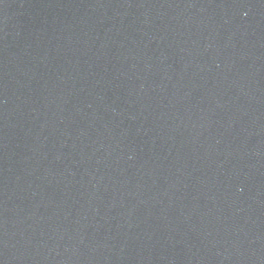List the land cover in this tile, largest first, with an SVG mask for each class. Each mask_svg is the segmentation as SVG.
Segmentation results:
<instances>
[{"label": "water", "instance_id": "obj_1", "mask_svg": "<svg viewBox=\"0 0 264 264\" xmlns=\"http://www.w3.org/2000/svg\"><path fill=\"white\" fill-rule=\"evenodd\" d=\"M0 264H264V0H0Z\"/></svg>", "mask_w": 264, "mask_h": 264}]
</instances>
